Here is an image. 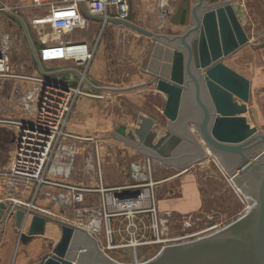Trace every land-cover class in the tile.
<instances>
[{"label": "water", "instance_id": "obj_1", "mask_svg": "<svg viewBox=\"0 0 264 264\" xmlns=\"http://www.w3.org/2000/svg\"><path fill=\"white\" fill-rule=\"evenodd\" d=\"M81 7L89 19L103 27L125 26L158 44L159 49L152 52V66L146 69L150 79L140 86H153L165 95V130L158 136L154 117L139 114L133 129L118 126L121 140L157 161L154 163L176 168L208 156L251 206L213 232L163 245L151 258L135 263L113 259L86 229L13 202L0 201V227L6 213L14 216L17 227L25 213L31 214L28 228L19 238L27 243L44 234L46 222L58 224L59 239L37 264H264V131L251 126L244 115L249 80L223 62L249 42L238 5L195 0L191 23L183 33L172 35L151 32L129 19L91 15ZM131 88L135 86L108 89L119 92ZM187 103L194 115H187ZM184 147L190 150L189 160H176V151ZM81 237L84 245L78 244ZM90 254L89 261L86 257Z\"/></svg>", "mask_w": 264, "mask_h": 264}, {"label": "rangeland", "instance_id": "obj_2", "mask_svg": "<svg viewBox=\"0 0 264 264\" xmlns=\"http://www.w3.org/2000/svg\"><path fill=\"white\" fill-rule=\"evenodd\" d=\"M208 1H229L232 4H239V7L241 6L245 12H249L251 16H256L255 18H259V22L264 24V0ZM17 2L18 0H14L13 6H20L17 10L30 24L28 28L30 35H32L31 40L33 43H35L34 39L36 38L33 35L34 33L37 35L38 33L42 35L52 34L49 26H41L40 28L32 23L34 18L42 17L48 12V6L35 9L31 5V0H24L21 3ZM152 10L151 12L140 5L138 7L133 5L131 7V18L134 23L143 28L149 27L154 32L170 31L171 24L169 21L160 18V10L158 8ZM136 14L140 17H136ZM184 28L186 27L181 26L175 34L183 33ZM243 28L246 30L248 27L243 24ZM100 29L101 24L93 21L89 27L76 28L70 34L62 35L61 39L63 41H77L80 39H94V36H97L101 40V49L110 52V54L107 53L106 55L109 57V68L111 71L108 72L105 81H111L118 83L117 85L121 87H126V85L132 82V75L138 73L137 62L141 61L140 64H144L147 61V57L144 60L136 61L133 65L129 62V59L123 61L122 50L127 51L126 48L130 42L141 47L144 44L143 41L147 45H149L150 41L143 34L120 25L116 28L112 26L105 27L102 36ZM170 33L174 32L170 31ZM118 36H120L123 43L118 40ZM250 43L248 42L247 44ZM247 44L243 45V49L249 46ZM249 47L252 48L250 49L253 56L252 60H250L249 54H247V57L245 55L240 56V53H238L235 55L237 57H234V59L237 58L236 65L243 70L246 68L248 72L250 70L255 71L256 66H259L260 62L264 60V50L262 51L259 45H251ZM150 52L151 50L149 49L147 54ZM8 56L9 67L4 72H0V120L5 118H24V115L28 114L24 106H22L20 98L23 92L33 88L34 84L31 77L35 75V71L32 54L29 50L22 52L19 48V51L8 52ZM246 59L250 63H247ZM253 60L257 61L258 64H255ZM70 64V62L43 64L40 70L49 72L47 68L53 70L69 66ZM70 73L68 72V74ZM101 84L108 87H117L108 82H101ZM104 92L89 91L90 95L78 96L69 108L66 117V129L69 130V133H73L81 137V139L70 137L62 139L63 144L67 147L76 146L77 152L74 158H72L68 148H63L60 154V160L64 164V167H71V164L73 167L69 178L63 179L61 182L77 184L91 189V191L85 194L82 202L77 203L73 207H67L62 212L52 202L56 214H51V216L54 218L60 217V219L73 225L80 226L78 225L80 223L86 225L91 218L82 217V221H79L76 218L75 211L77 208H93L95 210L94 216L100 221V225L95 230V233L90 234L97 241L99 247L119 262L135 263L151 258L163 245L192 240L213 232L230 223L246 211L248 206L246 197L238 191L234 183L208 156L198 161H192L189 165L176 168L162 162H158L159 164L153 163L152 158L148 160L147 157L138 153L135 148L125 144L121 140L123 136L117 132L118 126L124 125L126 130L133 129L136 126L138 115L142 114L141 112L143 111L155 114L154 127L157 130H162L166 124V117L162 113L165 101L159 97L157 92H149L146 89L134 90L127 93L124 91ZM155 103L159 109L154 108ZM2 129L6 132L4 138L7 143L5 145L0 140V145L3 144L6 146L5 148H9L10 150L12 148V133L8 127L6 128L0 124V134L3 133ZM8 152L0 154V159L6 161L0 164L1 169L6 167L11 157L10 154L8 155ZM87 157H92L93 168L89 170L90 173H87L85 170ZM154 162L157 161L154 160ZM133 163H145L150 166V179L155 184L153 187L157 203L165 198H179L183 196L182 188L185 184L194 188L200 201L199 208L192 212L180 213L160 210L157 222L162 224L159 227L158 235L161 242L140 243L141 245H136V247L131 243L134 242L132 240V230H134V227L129 225V220H118L116 216L112 215L107 220V223H104L98 211L101 207V193L98 191L100 188L111 189L143 183L141 180H135L132 176L130 165ZM139 188L141 187L139 186ZM2 192L4 193V191ZM1 195L0 198L5 197ZM5 195L7 196V194ZM159 207L162 208L161 204H159ZM146 220L145 213L141 220L136 219L139 224L144 221L146 222ZM127 223L129 231H127ZM146 237L148 238L149 236L146 234ZM139 238L137 241L143 243ZM81 241H84V238L81 237Z\"/></svg>", "mask_w": 264, "mask_h": 264}, {"label": "built area", "instance_id": "obj_3", "mask_svg": "<svg viewBox=\"0 0 264 264\" xmlns=\"http://www.w3.org/2000/svg\"><path fill=\"white\" fill-rule=\"evenodd\" d=\"M31 5L48 6V12L42 17L34 18L32 23L40 27L47 25L52 30L51 35L45 34L47 36L45 44L38 52L39 62L68 60L85 67L91 61L99 42L97 36H94L92 43L61 39L62 35L70 34L76 28L89 26V18L83 13L82 5L91 15L119 19L130 17L129 0H31ZM8 42L9 36L5 34L0 42V68H4L0 72H4L9 67ZM84 79L85 73L81 72V82ZM31 80L34 82L33 88L24 91L20 98L22 106L28 113L27 117L0 120L1 125L11 128L13 140L11 157L5 168H0V178L6 180L9 191L29 192L32 200L44 195L54 204L58 203L60 206L56 205L62 212L67 207L82 202L85 194L91 191L77 184L61 182L63 178L70 176L71 167L69 166V170L66 171L60 169L64 167L60 160L62 149L68 148L72 158L77 152L76 146L67 147L62 139L68 137L81 139L66 129L69 108L78 96L90 95V93L82 90L80 85L73 86L40 75L32 76ZM90 164L92 165V157H87L86 171L93 168V165L91 168L88 167ZM130 170L134 179L143 183L111 189L100 188L98 191L101 193V207L98 211L101 219L107 223L109 217L114 215L118 220H129V225L134 227L132 230L134 242H131L134 247L161 242L158 235L162 224L157 222L159 210L154 196L155 184L150 179V166L145 163H133L130 165ZM44 187L63 190L51 196L43 190ZM128 192H137V194L124 196ZM61 198L65 199L66 203L62 202ZM59 199L63 204L59 203ZM25 204V207L30 209L36 211L40 209L33 205V202ZM75 212L79 221H82V217H90L88 225L93 220H98L94 216L93 208H77ZM144 213L148 223L144 221L139 224L136 219L141 220ZM128 223L127 231H129ZM81 224H78L79 227ZM98 226L94 230L98 229ZM89 233L93 234L95 231ZM138 237L143 243L137 241Z\"/></svg>", "mask_w": 264, "mask_h": 264}, {"label": "crops", "instance_id": "obj_4", "mask_svg": "<svg viewBox=\"0 0 264 264\" xmlns=\"http://www.w3.org/2000/svg\"><path fill=\"white\" fill-rule=\"evenodd\" d=\"M24 0H18L17 3H21ZM157 1V3H155ZM195 0H129V6H130V17L129 20L133 21L131 18V7L134 5L135 7H138L139 5L141 7L149 9V11H153L152 9L158 8L159 15L161 19H165L166 21H169L171 24L170 31L174 33H170V31H156L154 32L151 28L146 27L145 29L154 32V33H161V34H168L172 35L175 34L177 29H179L181 26L187 27L193 17L191 13V7L193 5ZM14 0H0V42L3 39L4 35L7 34L9 36V42H8V52H15L19 51V48L21 51L29 50V52L32 54L33 58V67L35 71V75H40L43 77H46L48 79H52L55 81H60L63 83H68L73 86H79L82 90L89 92H104V91H112L109 90L108 86L102 85L101 82H108L111 84H114L117 87L114 88H129L132 86H135V88H131L128 90H124L125 93L134 91V90H143L146 89L149 92H154L159 94V97L165 101V95L161 92H158L154 89L153 86H140L143 83L148 82L150 79V75L146 72V69L149 68L151 65V57L152 52L154 50H158L159 48L155 45L157 44L155 40L152 38L145 36L149 39L150 47L147 45L144 41L141 45V47H138L134 45V43L130 42L128 44V47L126 48L127 51H123L122 57L123 61L128 60L131 64L134 65L136 61L138 60H144L147 57V61L144 62V64H140L141 61L137 62V74L132 75L131 77V83L126 85V87H121L120 85H117L118 83L105 81L108 76V72L111 71L109 68V57H107V53L110 54V52H107L103 49H101V40L99 39V42L96 46L95 54L91 61L87 64V66L83 67L81 65L74 64L71 61L68 60H56V61H48V62H39L38 61V52L41 47L45 44V39L47 36H44L42 34H33L34 37H36L34 40L35 43L32 42L29 28L30 25L27 22V19L19 13L17 10L20 6H13ZM16 2V1H15ZM16 3V5H17ZM238 5V9L240 10V19L242 21V24L244 26L246 25L248 28H246L245 32L249 38L250 44H247L249 46L251 45H259L260 49L264 50V24H261L259 22V18L256 19L254 16H251L249 12H245L244 9L239 4H233ZM35 9H41V7H35ZM147 15V14H145ZM136 17L138 14H136ZM137 20V19H135ZM94 20L89 19V25ZM101 24V36L103 34V30L107 26H112L113 28H116L118 25H111L106 24L104 27L101 22L94 21ZM134 22V21H133ZM89 27V26H88ZM125 27V26H122ZM100 28V27H99ZM103 28V29H102ZM185 30V28H184ZM183 30V32H184ZM140 34V33H139ZM181 34V33H180ZM37 35V36H36ZM118 40L122 42L120 39V36H118ZM77 41H86L88 43H92L93 39H80ZM123 43V42H122ZM162 42H159V45H161ZM158 45V44H157ZM247 46V48H244V46L239 47L234 52H232L229 56L225 57L223 59L224 64H226L231 69L235 70L237 73L241 74L245 78H247L250 82V91H249V100L247 102V110L244 113L246 116L247 122L251 126H256L258 129L264 131V60H262L259 64V66H256V70H250L249 72L246 71V68L243 70L239 68L237 63V58L234 59L236 54L240 53V56H247V54L250 55V60L253 59L252 56V49L251 47ZM140 48V49H139ZM125 49V50H126ZM151 50L149 54L148 50ZM162 51V50H159ZM162 55H164V51L161 52ZM160 55V56H162ZM160 59V57H159ZM158 59V60H159ZM247 60V63H250V61ZM70 62L71 64L69 66H64L58 69H48L49 72H44L40 70V67L44 64H53V63H67ZM255 64H258L257 61H254ZM241 64V63H240ZM149 70V69H148ZM68 72H71L68 74ZM81 72L85 73V79L81 82ZM113 92V91H112ZM120 92V91H119ZM105 93V92H104ZM143 96V95H141ZM154 108L159 109L157 104L155 103ZM143 111L142 114L152 115L153 117L155 114ZM26 117V114L24 115ZM24 117V118H25ZM23 118V117H22ZM3 126V125H2ZM7 128V126H5ZM154 127V126H153ZM155 128V127H154ZM10 130L11 128L8 127ZM155 130L158 133V136L162 134L165 130V127L162 128V130ZM3 133L0 134V140H2L5 145L7 143L5 137V130H3ZM11 131V130H10ZM12 133V131H11ZM12 140V139H11ZM12 142V141H11ZM1 144L0 145V154L4 152H8V155L11 154L12 148H5L6 146ZM12 145V144H11ZM127 146V145H126ZM142 155V154H141ZM150 159V158H148ZM3 162H6L5 160L0 159V164ZM63 167V164L61 165ZM66 168V167H63ZM69 169V168H68ZM73 170V167L71 165V172ZM88 173V172H87ZM71 174V173H70ZM67 178H69L67 176ZM65 179V178H63ZM44 191L48 192L51 196L58 194L62 190H57L53 187H44ZM4 191V193L2 192ZM182 195L179 198H165L157 203V208L160 212L161 211H171V212H180V213H187L195 211L200 206L199 198H197V193L194 190L193 187L190 185L185 184L182 188ZM2 194V195H1ZM7 194V196L5 195ZM0 195L5 196L1 197L0 201L4 202H13L15 204L21 205L22 203L26 202H33V205L40 208L38 211L46 214L48 216H51V214H56L55 207L52 206V202L45 198L44 195H40L35 200H32V197L30 196L29 192L26 191H9L6 180L4 178H0ZM6 198V199H4ZM7 200V201H5ZM159 204H161V207H159ZM15 208H11V210H14ZM58 209V208H57ZM60 211V209H58ZM62 214V213H61ZM53 217V216H51ZM60 219V217H55ZM31 219V214L25 213L23 216V219L20 222V227H17L15 223L14 216H9V214L6 213L5 219L1 223L0 227V264H37L42 256L50 251V247L54 244L55 240H58L60 237V229L58 224H56L54 221H48L45 224V232L43 235H37L33 236L30 241L27 243H22L20 238L21 233L26 232L29 222ZM63 220V219H60ZM79 245L82 243L85 244V241H81L79 238ZM57 242V241H56ZM78 242V241H77ZM83 249V248H82ZM86 253H89V251H85ZM87 260L90 261L92 259V254L86 257Z\"/></svg>", "mask_w": 264, "mask_h": 264}, {"label": "bare ground", "instance_id": "obj_5", "mask_svg": "<svg viewBox=\"0 0 264 264\" xmlns=\"http://www.w3.org/2000/svg\"><path fill=\"white\" fill-rule=\"evenodd\" d=\"M40 27V26H39ZM41 28V27H40ZM40 31V30H39ZM45 36V35H44ZM2 70H4V68L2 69V68H0V71H2ZM89 168H91L92 167V165L90 164L89 166H88ZM69 168V166H66V168H61L60 167V169L61 170H63V171H66V170H69L68 169ZM88 173H90V171H87ZM63 180V179H62ZM61 201L63 202V201H65V199H62L61 198ZM61 201H60V199H59V203L60 204H63V203H61ZM65 203H66V201H65ZM57 205H59L58 203H56ZM21 205H24V206H26V204L25 203H22ZM60 206V205H59ZM250 206H251V204H250ZM59 208V207H58ZM247 208H249L248 206H247ZM60 209V211H61V208H59ZM158 209V208H157ZM160 213V212H159ZM54 218V217H53ZM77 218V217H76ZM57 219V218H56ZM98 224H99V221L98 220H93L92 221V223L91 224H86V225H84L83 223L81 224V227L80 228H83V229H86L88 232H91V231H95L94 230V228L95 227H97L98 226ZM77 226V225H76ZM147 244V243H146Z\"/></svg>", "mask_w": 264, "mask_h": 264}, {"label": "flooded vegetation", "instance_id": "obj_6", "mask_svg": "<svg viewBox=\"0 0 264 264\" xmlns=\"http://www.w3.org/2000/svg\"><path fill=\"white\" fill-rule=\"evenodd\" d=\"M182 1H184V0H182ZM194 4V3H193ZM192 17H193V15H192ZM188 104L189 103H187L186 105H187V111H188V113H187V111L185 112V113H187V115H189V114H193L194 115V112H190L189 111V106H188ZM190 152V150H189V148H187V147H184V149L183 150H180V151H176V155H175V157H177V159L176 158H173V159H176V160H178V161H181V159L182 160H189V156H188V153ZM143 155V154H142ZM144 157H147V156H145V155H143ZM148 158V157H147ZM151 159V158H150ZM152 160V159H151ZM153 161V160H152Z\"/></svg>", "mask_w": 264, "mask_h": 264}]
</instances>
